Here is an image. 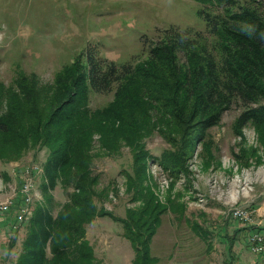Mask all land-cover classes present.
<instances>
[{
  "label": "trees",
  "instance_id": "1",
  "mask_svg": "<svg viewBox=\"0 0 264 264\" xmlns=\"http://www.w3.org/2000/svg\"><path fill=\"white\" fill-rule=\"evenodd\" d=\"M196 1L201 5L198 15L205 23L203 30H163L149 45L146 41L145 58L132 63L118 65L86 54L82 68L81 60L76 59L69 65L72 74L64 99L48 113L38 110L39 91L21 106L13 98L12 103L7 99L8 108L0 115V137L34 143L48 151L40 188L47 205L31 206L28 220L16 230L7 222L2 226L8 225L12 234L26 228L13 264H97L85 237L86 227L107 214L98 203L108 198V190L97 189L99 177L91 169L93 133L100 135L106 154H118L120 140L130 145L125 194L136 206L120 222L135 250L132 264L158 262L150 254V244L162 216L170 212L181 218L186 211L183 192L174 190L175 185L183 179L181 188L192 192L187 161L198 145L207 156L213 155L209 130L219 125L224 112L232 107L238 110L234 134L241 136V130L252 124L264 139V0ZM88 91L113 92V101L102 113L88 115L83 111ZM150 110L160 111L174 129L172 133L157 132L169 146L158 156L146 148L145 140L155 135V124L147 115ZM134 111L144 117L140 124L133 122ZM241 151L233 156L240 167H249L257 150ZM150 158L170 176L164 200L147 180ZM210 161H205L204 168ZM58 186L67 201L54 215L49 194ZM191 228L201 238L208 233L195 221ZM254 229L261 230L252 227L249 231ZM12 234L10 242L15 240ZM228 239L231 247L235 238Z\"/></svg>",
  "mask_w": 264,
  "mask_h": 264
},
{
  "label": "rangeland",
  "instance_id": "2",
  "mask_svg": "<svg viewBox=\"0 0 264 264\" xmlns=\"http://www.w3.org/2000/svg\"><path fill=\"white\" fill-rule=\"evenodd\" d=\"M200 8L196 0H0V115L8 108L7 99L13 98V103L21 106L32 100L36 91L41 92L38 110L48 113L64 99L72 74L69 65L76 59L81 60L82 68L86 54H95L118 65L144 59L147 45L163 30H203L205 23L198 15ZM113 97V92L88 91L83 99V111L88 115L102 113ZM160 114L158 110L147 113L155 124V135L145 140L152 156L169 148L157 132L174 131L167 117ZM237 114V108L232 107L224 112L219 125L209 130L214 147L212 156H207L206 150L202 151L198 145L187 161L192 192L181 188L183 179L175 185L174 190L183 192L181 202L186 205V211L181 218L170 212L162 216L150 244V254L158 259L156 264H264L263 253L254 255L246 247L248 228H264V139L252 124L241 130V136L234 134L232 125ZM132 117L139 124L144 118L137 111ZM119 148L118 154H106L100 135L92 134L91 169L99 177L97 189L108 190V198L98 203L107 214L86 227L85 237L93 247L97 264H132L135 256L120 222L127 210L136 206L125 194L131 166L129 142L120 140ZM250 148L257 150V157L249 161V167H240L233 154ZM47 156L44 147L1 136L0 197H8L11 188L17 185L21 167L36 163L42 168ZM151 159L147 160V180L155 184L157 197L164 200L171 179ZM205 161L211 163L206 168ZM42 175L43 171L35 180L32 208L47 205L40 189ZM162 178L168 183L164 190ZM49 196L55 215L67 201V195L58 186ZM234 207L241 208L247 219L229 216L230 208ZM191 221L208 232L204 238L194 233ZM234 228L246 235L237 237ZM10 231L9 226L0 230V264H13L26 228L15 234ZM11 234L15 236L13 242L9 239ZM233 236L236 239L230 247L226 239ZM205 240L209 241L208 245Z\"/></svg>",
  "mask_w": 264,
  "mask_h": 264
},
{
  "label": "built area",
  "instance_id": "3",
  "mask_svg": "<svg viewBox=\"0 0 264 264\" xmlns=\"http://www.w3.org/2000/svg\"><path fill=\"white\" fill-rule=\"evenodd\" d=\"M42 174V168L34 163L31 166L21 167L17 185L11 188L8 197L0 198V230L5 222L16 230L25 224L31 214V206L36 197L35 180ZM161 188L167 187V180L161 179ZM1 190V187H0ZM228 215L233 219L246 220L247 215L241 208H230ZM248 250L258 255L264 253V229L251 230L247 234Z\"/></svg>",
  "mask_w": 264,
  "mask_h": 264
},
{
  "label": "crops",
  "instance_id": "4",
  "mask_svg": "<svg viewBox=\"0 0 264 264\" xmlns=\"http://www.w3.org/2000/svg\"><path fill=\"white\" fill-rule=\"evenodd\" d=\"M1 198V197H0ZM1 199H3V198H1ZM253 209H256V207L254 206L253 207ZM230 216V215H229ZM8 226V225H7ZM6 227V226H5ZM4 228V227H3ZM248 229H251L250 227L248 228ZM234 231L237 233L236 234V236L238 237L239 235H243V234H245L246 235V233H240L239 231H240V229H239V231H236V228H234ZM243 232H246V230L244 229L243 230ZM3 233V232H2ZM236 236H234V238L236 239ZM242 237V236H241ZM263 257H264V253H263ZM263 263H264V261H263ZM256 264H259V263H256Z\"/></svg>",
  "mask_w": 264,
  "mask_h": 264
}]
</instances>
